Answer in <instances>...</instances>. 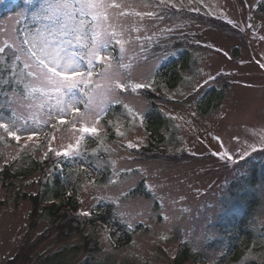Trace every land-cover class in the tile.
Listing matches in <instances>:
<instances>
[{"label": "rangeland", "instance_id": "374dc122", "mask_svg": "<svg viewBox=\"0 0 264 264\" xmlns=\"http://www.w3.org/2000/svg\"><path fill=\"white\" fill-rule=\"evenodd\" d=\"M159 1L117 0L128 5L114 10L128 42L123 58L115 41L105 55L114 58L113 66L130 77L132 84L147 83L151 90L161 88L155 83L157 72L169 69L174 73L168 86L179 85L174 91L166 92L164 97L168 100L158 101L166 122L161 135L156 136L160 143L152 147L155 151L150 153L155 156L168 153L178 156L177 161L148 157L147 152L142 154L150 146L144 125L145 115L152 105L140 88L117 89L114 95L120 103L97 96L96 103L103 108L98 122L81 120L71 110L59 116L56 105L59 94L50 90L43 101L39 93L26 99L25 84L31 78H25L28 70L24 69L23 60L15 61L13 56L9 61L3 54L0 56L2 62L16 64L12 70L18 81L16 89L0 101V115L11 116L23 103L25 107L17 112L23 117L18 123L24 124L27 119L25 129L17 133L20 140L0 129V172L5 171L7 163V169L10 165L25 169L31 157L43 162L48 159L51 148L61 153L68 151L73 169H87V176L91 177L89 182L85 173L74 172L65 180L70 193L77 195L82 211L110 209L113 223L117 222L124 233L132 236L128 245L115 247L109 228L94 225L87 226L82 233L73 231L68 238L58 236L53 230L43 238L50 221L40 219L37 225H32V205L23 199V194L41 191L38 172L27 180L17 181L15 187L8 181H0V264H8L22 246L29 249L32 264H166V258L175 257L184 240L194 252L204 254L197 264H218L225 256L229 242L218 232L217 224L225 216L244 211L246 205L245 198L233 195V181L244 182L246 165L252 160L264 161V144L261 143L264 135V67H261L264 64V0H163L167 5L160 1L166 11L159 7ZM44 2L41 0V4ZM182 3L186 9L181 12ZM12 7H16L12 14L0 16V47L5 50L10 46L15 50L26 33L51 26L47 19L33 18L32 12L39 7L17 17L23 0H9L0 5V12ZM177 10L181 14H177ZM120 12L124 15H119ZM148 12L153 15H144ZM186 12L216 17L224 22L231 20V25L248 31V45L212 27L206 20L189 17ZM66 47L70 53L80 51L75 43ZM235 48L240 51L234 59L230 53ZM82 63L86 67V61ZM100 63L104 68L94 70L91 78L85 77L82 91L76 90L78 96L83 97L84 91L95 96L108 85V81L98 75L105 70L106 62L96 61L95 67ZM218 73L226 77L229 87L222 104L213 109L219 103L217 93H222L224 85L221 81L211 82ZM201 101H206L204 112L210 109L208 113H202ZM29 104L32 107H27ZM112 105L122 106L121 112L106 117L113 119L107 127L113 129L114 137L112 141H100V132L106 127L102 119L113 109ZM77 107L81 113L85 111L83 104ZM71 117L81 129L95 127L96 132L79 129L81 133L47 124L56 120L65 126ZM155 126L152 127L155 129ZM31 131L37 135L29 140ZM90 139L97 145L89 149L82 141L87 143ZM29 142L38 147L33 148ZM129 143L135 146L130 148ZM250 146H255L256 150L252 151ZM245 151L248 155L240 159ZM224 153L233 159L218 155ZM103 154L106 157L100 159ZM255 190L249 192L262 198L263 205L252 216L247 229L253 231L254 243L264 244V186L259 184ZM244 195L250 194L245 191ZM114 226L111 224L117 239L122 231L118 225ZM138 228L142 232L137 233ZM87 237L98 241L95 251L88 248ZM251 257L247 251L243 262Z\"/></svg>", "mask_w": 264, "mask_h": 264}, {"label": "snow or ice", "instance_id": "6c2138e0", "mask_svg": "<svg viewBox=\"0 0 264 264\" xmlns=\"http://www.w3.org/2000/svg\"><path fill=\"white\" fill-rule=\"evenodd\" d=\"M8 2L9 0H0V5ZM161 2L163 3V0ZM124 7H128V5L118 3L117 0H45L39 8H36L32 12L33 18L47 19L51 21V26L26 33L20 44L15 45L13 53L15 61L23 60L24 69L28 70L25 78H31L30 82L25 84L26 99L32 97L34 93H39L40 99L43 101L50 90H55L59 94L56 98L57 115L62 116L66 110H71L81 120L95 119L98 122L103 108L99 103H96L97 96H103L109 101L114 100L116 103H120L114 95L117 89L126 90L129 86L133 90L150 87L147 83L132 84L130 77L123 75L119 71V67L113 66L114 58L110 54L105 55L112 42L115 41V44L120 46L121 58H123L124 46L128 41L124 38L123 25L116 19L117 13L114 10ZM33 8H35L33 0H23V8L17 13V17L25 16ZM119 15H124V13L120 12ZM136 15L142 14L136 13ZM144 15L152 16L153 13L148 12ZM86 17L91 19L86 20ZM228 22L232 23L231 20ZM73 43L79 46L80 51L72 53L68 51L66 45L71 46ZM4 51L5 48L0 47V53H4ZM81 51H84V55H81ZM82 61H86V67ZM96 61L106 62L105 70L98 75L108 81V85L97 92L95 96L89 95L87 92L83 93V97L78 96L76 90L81 89L85 77L93 76ZM11 67L14 70L16 64L13 63ZM261 67H264V64ZM12 76L15 78V71L12 72ZM97 87L100 86L97 85ZM79 104L84 106L83 113L77 107ZM94 104L95 107H93ZM40 106L43 107V103ZM23 107H25L23 103L18 105L9 117L5 118L0 115V129L7 136L16 140L21 138L17 133L24 130L27 125V119H24V124L18 123L23 117L17 115V112ZM27 107H32V105L29 104ZM49 116L51 117V111ZM61 122L64 121L61 119ZM81 131L96 132V128L84 127ZM34 135L37 133L31 131L28 139L31 140ZM261 143L264 144V135L261 136ZM128 146L131 148L135 145L129 143ZM250 147L252 151L256 150L255 146ZM71 148L72 146L69 145V149ZM62 154L68 156L69 152H56L57 156ZM218 155H222V158L223 155H227L229 160L233 159L227 153ZM246 155L248 152H243L240 159ZM127 171L132 170L128 169ZM81 214L89 215L88 212Z\"/></svg>", "mask_w": 264, "mask_h": 264}, {"label": "trees", "instance_id": "16d2710c", "mask_svg": "<svg viewBox=\"0 0 264 264\" xmlns=\"http://www.w3.org/2000/svg\"><path fill=\"white\" fill-rule=\"evenodd\" d=\"M161 7L167 10V8L161 4ZM188 16H196L193 13H185ZM214 23H217L216 21ZM217 28L224 31L227 35L233 36L236 39L242 41L245 46L248 45V36L247 33L243 32L241 28H235L231 23L224 22L222 25L217 24ZM239 48L233 49L231 52V56L237 57L239 54ZM14 49L13 47H9L6 49L5 54L8 56L9 61L12 60ZM235 59V58H234ZM253 60V59H252ZM12 67L11 62L3 61L0 58V101L2 98H6V96L13 92L14 87L16 85V79L12 76ZM160 72V71H159ZM173 74L169 72V69L163 71V73L156 74L155 83L159 86H162L164 83L167 87L171 90H174L178 85L168 86L169 82L173 79ZM217 79L221 80L224 84L221 91L222 93H217V98H219L216 105H214L213 109L219 108L222 104V100L225 98V90L229 87V83L226 80V77H223V74H219ZM157 91L161 93V88H157ZM148 102L152 105L149 112L146 113L147 117V125L146 127L149 129L150 132V146L146 147L148 149L147 156L152 158H157L155 155H151L150 151L154 150L152 147H155L159 144L161 140H159L156 136L161 135V131L165 125V119L162 117L160 113V106L158 105L157 99L160 97L152 96L149 94H145ZM162 102L166 101V99L161 98ZM160 102V103H162ZM119 105H112L113 109L119 111ZM206 101L199 102V107L203 111L202 113H208L210 109L207 108ZM113 109H109L108 113L104 117V119L109 116ZM78 117V116H77ZM156 125L155 129L152 127ZM154 140H157L154 142ZM94 145V143H93ZM163 150V148H162ZM164 152V151H163ZM162 157L160 159H171L177 161L178 156H173L168 153H162ZM59 164L62 166L61 170H58ZM9 164L5 165V171L0 172V181H8L9 184L12 186H16L15 184L17 181L27 180L28 177L35 175L36 173H40L39 178V186L41 187V191L38 194H23V199L28 200L32 205V211L30 214V219L33 220L32 225H37V223L42 220L50 221V226L48 230L43 233L42 237L46 238L51 234V231H57L58 236L68 238L73 231L77 233H82L89 225H94L95 223L99 222L101 224H105L108 222H113V215L110 209L105 210V213H94L92 217L84 219V217L78 216L79 206H78V199L75 196H69L67 194V186L65 185V178L72 177L74 175V171L71 168L70 163L67 159L60 155H56V151L54 148H51L48 159L45 161L36 160L34 157H31L29 161H27V166L25 169H17L10 168L7 169L6 167ZM244 182L242 183L239 181H233V185H235V189L233 190V195L243 199L246 203L245 210L242 212H234L231 216H225L223 219L220 220L217 224V230L223 236H226V240L229 242V248H227L225 256H223L219 261L218 264H264V244H261L257 241V243L252 241L254 239L253 231L247 229L250 219L256 211L259 210V207L263 205L262 198L258 197L257 194H252L249 191L255 192L257 185L264 186V161L258 162L257 160H252L249 164L246 165V174L243 175ZM67 178V179H68ZM4 182V183H6ZM235 182V183H234ZM242 184V185H241ZM232 185V186H233ZM141 191V190H140ZM247 191L250 195H244V192ZM50 196H53L56 199L61 200V204L57 205L51 203L49 206L46 204V199ZM115 225L119 226L120 230H123V227L120 226L117 222ZM180 236V235H177ZM88 241V248L92 251H95L98 248V241L93 240V238H89ZM132 236L127 232H122V237L119 241L120 245L118 247L126 246L131 241ZM181 238V237H180ZM92 239V240H91ZM242 239V241H240ZM29 249L26 246H22L18 251L17 255L12 259H9L8 264H32L33 262L30 259V254H28ZM247 251L251 254V260L247 262H243L245 256L247 255ZM204 257V254L199 251V253L194 252L190 248V246L186 243H182L179 251L177 252L175 257H168L166 258V264H197V262ZM204 264H207L205 262Z\"/></svg>", "mask_w": 264, "mask_h": 264}]
</instances>
